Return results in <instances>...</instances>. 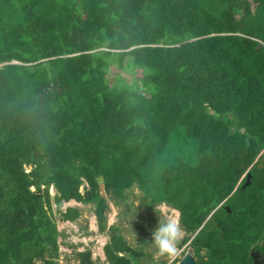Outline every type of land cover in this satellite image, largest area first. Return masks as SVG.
<instances>
[{"label":"trees","instance_id":"obj_1","mask_svg":"<svg viewBox=\"0 0 264 264\" xmlns=\"http://www.w3.org/2000/svg\"><path fill=\"white\" fill-rule=\"evenodd\" d=\"M2 63L0 264H61L70 200L96 204L109 264H142L99 177L179 210L199 264H264V0H0Z\"/></svg>","mask_w":264,"mask_h":264},{"label":"rangeland","instance_id":"obj_2","mask_svg":"<svg viewBox=\"0 0 264 264\" xmlns=\"http://www.w3.org/2000/svg\"><path fill=\"white\" fill-rule=\"evenodd\" d=\"M129 80L133 81L134 79L131 77ZM172 137L169 149L175 148L179 151L178 160L196 164L198 162V144L196 142L192 143V139H186L187 137H185L184 131L180 129L178 131L176 130ZM162 163L159 162V164ZM30 168V166L27 167L28 170ZM84 185H87V183L85 182ZM81 191H83V186L81 187ZM50 192L54 196L56 193L55 188L51 187ZM99 193L106 198L109 205L106 213L107 226L109 227L113 224L119 226L121 232L132 245L142 246L144 248L145 254L141 258L142 264H160L162 261H165V264H169L166 258L158 256L157 250L152 246V231L158 225V215L161 212L178 220L182 227L180 211L173 208L164 199H161L160 202L152 206L146 205L142 200L144 192L139 188L137 183H134L125 190V196L119 203H116L112 195L105 191L104 183L100 185ZM68 206H76L81 210V215L77 220H64L60 212L56 210L55 202H52L53 217L58 230L61 231V234L58 236V242L60 244L59 262L61 264H80L77 253L85 249H90L92 259L95 261L94 264H109L104 252V246L109 241L110 236L108 231L100 232L98 229L95 215L96 204H83L75 200H70L63 202L62 210H65ZM188 235L189 233L183 229V239L178 245L180 256L173 261V264H178L181 257L191 251V246L186 247L185 242V238Z\"/></svg>","mask_w":264,"mask_h":264},{"label":"clouds","instance_id":"obj_3","mask_svg":"<svg viewBox=\"0 0 264 264\" xmlns=\"http://www.w3.org/2000/svg\"><path fill=\"white\" fill-rule=\"evenodd\" d=\"M158 217V225L152 231L151 244L157 250L158 256L166 258L169 264H173L180 253L178 245L183 239V229L175 218L162 212ZM188 244L189 242L186 243V247H189Z\"/></svg>","mask_w":264,"mask_h":264},{"label":"water","instance_id":"obj_4","mask_svg":"<svg viewBox=\"0 0 264 264\" xmlns=\"http://www.w3.org/2000/svg\"><path fill=\"white\" fill-rule=\"evenodd\" d=\"M4 64L6 63L0 64V67H2ZM250 178H251V174L249 173L247 177V181L243 184L244 187L250 183ZM98 181L101 185L103 183V178L99 177ZM190 249L191 251L187 252L184 256H182L178 264H198L197 259L193 254V249L192 248ZM257 254L258 252L253 253V259H254L253 264H260L262 262V259H258Z\"/></svg>","mask_w":264,"mask_h":264},{"label":"built area","instance_id":"obj_5","mask_svg":"<svg viewBox=\"0 0 264 264\" xmlns=\"http://www.w3.org/2000/svg\"><path fill=\"white\" fill-rule=\"evenodd\" d=\"M179 256H180V254L178 255V257H179ZM178 257H177V258H178Z\"/></svg>","mask_w":264,"mask_h":264}]
</instances>
